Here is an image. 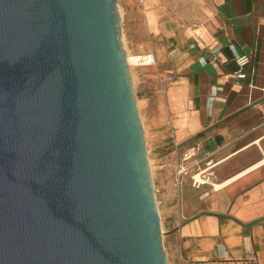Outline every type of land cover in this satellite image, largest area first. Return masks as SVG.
Returning a JSON list of instances; mask_svg holds the SVG:
<instances>
[{
	"label": "water",
	"instance_id": "1",
	"mask_svg": "<svg viewBox=\"0 0 264 264\" xmlns=\"http://www.w3.org/2000/svg\"><path fill=\"white\" fill-rule=\"evenodd\" d=\"M119 0H0V264H170Z\"/></svg>",
	"mask_w": 264,
	"mask_h": 264
},
{
	"label": "crops",
	"instance_id": "2",
	"mask_svg": "<svg viewBox=\"0 0 264 264\" xmlns=\"http://www.w3.org/2000/svg\"><path fill=\"white\" fill-rule=\"evenodd\" d=\"M118 5L129 53L151 55V67L172 78L165 81L170 117L148 125L152 155L179 163L199 148L201 163L185 175L178 195L176 178L154 176L168 263L264 264V0ZM218 45V66L202 65L199 57L212 58ZM239 69L245 78L235 76ZM198 168L212 181L194 186Z\"/></svg>",
	"mask_w": 264,
	"mask_h": 264
},
{
	"label": "rangeland",
	"instance_id": "3",
	"mask_svg": "<svg viewBox=\"0 0 264 264\" xmlns=\"http://www.w3.org/2000/svg\"><path fill=\"white\" fill-rule=\"evenodd\" d=\"M119 12H121V17H122L121 25L123 29V36H122L123 46H125L126 51L131 57L132 56L140 57L132 53H129L126 42V35H125L126 33L125 20L123 17V12L120 10V7H119ZM144 57L146 56H143L142 59L140 58L139 63H133L131 65V79H133L134 90L138 100L139 113H141L143 129H145L146 141H148L150 138L149 129H148L150 120L154 119L155 121H157L163 118L164 116L170 117L171 113L167 109L168 95H167V84H165L167 78L166 77L163 78V76L159 75L161 73L160 70H157V68L155 67L154 68L151 67L152 64H155L154 61H152L153 63H146ZM158 128L159 126L156 125L155 129L157 133L159 131ZM156 138L158 139V135H156ZM147 146L151 151L150 161H151L153 180L155 174L159 172L162 173L163 178L167 180L174 179L176 181L175 173H176V167L178 165V162H176L175 159L176 157H174L173 159L170 157L168 160H166L161 156V153H159L158 156L154 157L152 154L155 151H157L153 149L155 148V146L153 145L154 146L153 147L152 145L148 144V142H147ZM170 167L173 170H169ZM198 179L202 181L201 178ZM179 185L180 184L178 182L174 185L176 195H178L179 192V187H180ZM155 190L157 196L158 192L156 186H155ZM157 200H158V196H157Z\"/></svg>",
	"mask_w": 264,
	"mask_h": 264
},
{
	"label": "built area",
	"instance_id": "4",
	"mask_svg": "<svg viewBox=\"0 0 264 264\" xmlns=\"http://www.w3.org/2000/svg\"><path fill=\"white\" fill-rule=\"evenodd\" d=\"M146 0H140L141 4H143ZM196 46L193 44L191 45V48H195ZM231 48H234V45L232 44L230 46ZM222 50V46L221 45H218V46H215V48H213L211 50V54L213 55L212 58H207L205 56H201L199 57L198 60H200V63L202 65H205V66H212V67H215V66H218L219 62L218 60L216 59V56L221 52ZM151 55H148L146 57H150ZM153 59V58H152ZM236 59L238 61V63L240 65H244L245 63H247L248 61V57L246 56H239V55H236ZM235 76L239 79H242V78H245L246 77V74L243 73V71L241 69H239L237 71V73L235 74ZM168 80H171L172 78L171 77H168L167 78ZM217 88H213L212 90V99H215V97L217 96ZM148 152H149V157H150V150L148 148ZM199 153V148L196 146V147H192L190 149H188L185 153H184V156H183V159L182 161H180L177 165V168H176V179H177V182L180 184L183 180V178L185 177V175L189 174L190 173V170L195 167V166H199V164L201 163V161H199L196 157ZM205 178V181H200L198 178ZM213 175L206 172L205 169H199L191 175V178L193 179V185L194 186H200L202 185V183H206V182H211L212 181V178Z\"/></svg>",
	"mask_w": 264,
	"mask_h": 264
},
{
	"label": "bare ground",
	"instance_id": "5",
	"mask_svg": "<svg viewBox=\"0 0 264 264\" xmlns=\"http://www.w3.org/2000/svg\"><path fill=\"white\" fill-rule=\"evenodd\" d=\"M144 60H146V63H153V62H152L153 59H152L151 56H150V57H145ZM147 60H148V61H147ZM127 61H128L129 65H130V69H131V65H132L133 63H139L140 58H133V57H131L130 55H128V53H127ZM149 163H151V161H150V157H149ZM197 177H198V176H197ZM201 180H202V181H205V178H202ZM202 181H201V182H202Z\"/></svg>",
	"mask_w": 264,
	"mask_h": 264
}]
</instances>
